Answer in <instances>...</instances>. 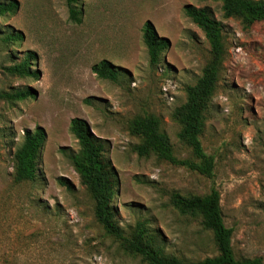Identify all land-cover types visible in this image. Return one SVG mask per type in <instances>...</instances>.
Wrapping results in <instances>:
<instances>
[{
  "label": "rangeland",
  "instance_id": "1",
  "mask_svg": "<svg viewBox=\"0 0 264 264\" xmlns=\"http://www.w3.org/2000/svg\"><path fill=\"white\" fill-rule=\"evenodd\" d=\"M19 10L0 17V65L34 53L39 78L0 69V91L29 88L35 98L0 101V264H148L124 250L95 218V202L70 155L79 152L70 131L85 120L103 142L118 174L116 220L126 235L145 223L164 254L195 263L219 255L202 220L179 213L172 198L216 190L238 259L264 262V21L248 27L225 18L223 4L202 0H80L81 21L67 0H16ZM208 9L222 24L224 62L204 113L201 142L215 160L209 178L151 154L135 152L140 138L130 124L154 115L178 159H193L179 139L175 113L187 102L211 61L205 33L185 7ZM151 21L169 48L152 67L143 40ZM7 34H22L7 43ZM107 60L118 82L93 66ZM46 131L34 182L14 181V157L27 131ZM62 180V181H61ZM63 182V183H62Z\"/></svg>",
  "mask_w": 264,
  "mask_h": 264
},
{
  "label": "trees",
  "instance_id": "2",
  "mask_svg": "<svg viewBox=\"0 0 264 264\" xmlns=\"http://www.w3.org/2000/svg\"><path fill=\"white\" fill-rule=\"evenodd\" d=\"M80 0H67L71 18L81 21L78 8ZM223 4L225 18L240 19L248 27L264 21V0H202ZM19 4L16 0H0V17L16 13ZM185 13L204 33L211 45L212 58L203 71V76L195 86L187 88V102L176 111L175 118L182 129L179 139L191 150L193 159H178L166 133L162 131L160 119L154 115L138 116L130 124L132 135L141 142L135 152L146 157L151 154L176 166H181L200 175L214 176L215 160L205 153L201 142L204 128V113L212 99L219 73L224 62V44L222 24L210 14L208 9H198L191 5L185 7ZM3 40L7 43L20 42L22 34H7ZM143 40L147 48L150 65L157 67L163 53L169 48L166 38L160 37L155 25L147 21L143 28ZM36 60L34 53H27L25 59L16 65L4 67L10 75L22 78H39L38 71L32 68ZM98 78L118 82L121 69L104 60L92 68ZM35 98V92L29 88L0 91V101L8 103L23 102ZM70 131L78 141L79 152L70 155L71 162L79 174L81 183L90 192L95 202V218L105 233L119 242L125 251L141 257L148 264H264L261 258L238 259L233 248L234 230L227 227L221 206V195L213 190L204 196L185 197L179 193L172 198L175 209L186 216L202 220L205 229L212 232L219 255L205 260L188 263L175 256H169L158 248L156 237L145 223L137 225L131 235H126L118 225L117 211L114 207L118 174L111 161L105 157V146L92 133L89 124L80 118L71 121ZM46 131L39 127L27 131L23 144L14 157V181L17 184L34 182L38 177V160L46 142ZM62 181V180H61ZM63 183V182H62Z\"/></svg>",
  "mask_w": 264,
  "mask_h": 264
}]
</instances>
